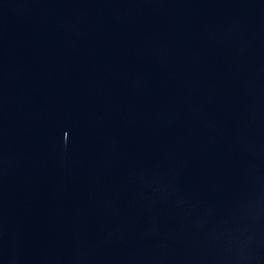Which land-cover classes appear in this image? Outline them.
<instances>
[{"label":"water","instance_id":"obj_1","mask_svg":"<svg viewBox=\"0 0 264 264\" xmlns=\"http://www.w3.org/2000/svg\"><path fill=\"white\" fill-rule=\"evenodd\" d=\"M0 264H264V0H0Z\"/></svg>","mask_w":264,"mask_h":264}]
</instances>
